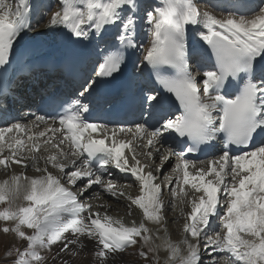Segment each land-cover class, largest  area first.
I'll return each instance as SVG.
<instances>
[{
  "label": "snow or ice",
  "instance_id": "1",
  "mask_svg": "<svg viewBox=\"0 0 264 264\" xmlns=\"http://www.w3.org/2000/svg\"><path fill=\"white\" fill-rule=\"evenodd\" d=\"M58 5L46 26L66 29L77 40L92 33L102 36L113 27L120 45L143 47L138 67H152L156 83L175 98L179 110L155 124L127 127L86 119L89 106L81 98L92 92L97 78L122 69L124 57L117 47L105 50L92 78L83 81L79 95L48 127L34 131L40 123L48 124L44 115L31 124L0 127V167L19 165L41 173L14 174L0 182V203L8 204L0 209L5 222L0 231L13 233L24 245L8 247L5 256L12 264H71L88 240L97 264H109L136 246L145 264H158L161 249L167 253L165 264H264V0L243 9L233 6L222 15L214 11L220 5L201 8L197 0H159L143 15L137 0H58ZM31 9L30 0H0V68L10 63L14 44L32 28ZM139 21L151 36L146 46L135 41ZM190 27L196 42L210 50L211 64L190 49ZM140 103L151 109L161 103V95L148 89ZM220 135L219 155L200 165L187 158ZM177 138L181 151L164 148ZM173 157L171 175L157 182ZM110 169L133 177L138 194L119 188ZM93 186L112 198L126 197L128 214L135 206L143 219L125 223L107 212H93L79 198ZM165 189L173 200L179 198L182 212L185 204L190 209L184 212V235L175 242L159 236L161 229L167 233ZM145 221L159 228L153 232Z\"/></svg>",
  "mask_w": 264,
  "mask_h": 264
},
{
  "label": "rangeland",
  "instance_id": "2",
  "mask_svg": "<svg viewBox=\"0 0 264 264\" xmlns=\"http://www.w3.org/2000/svg\"><path fill=\"white\" fill-rule=\"evenodd\" d=\"M201 3L202 4H200V5L202 6V8L208 6L206 2H201ZM42 20H43V18H42ZM141 51H142V48H141ZM27 119L28 120H26L25 122L31 121L29 116L27 117ZM11 124H13V123H11ZM138 149H142V148L136 149L137 152H141ZM25 155H28V154L25 153ZM142 158H146V157H142ZM156 159L157 160L155 161V164H159L160 163L159 157H157ZM146 163H151V162L147 160ZM201 163H195V164L200 165ZM173 165H174V161L173 162L171 161L170 163L167 164L166 168L164 169V174H162V178H161L162 181H164L165 178L168 175H170V172H171ZM49 168H51V167H49ZM18 169H20V168H18V165H12L11 171L7 170V172L2 171L4 169L0 168V170H1L0 171V182H3L6 179H10L11 176L13 175V173L16 172ZM152 170L154 171V168ZM24 174L29 176V177L36 176L35 175L36 171L34 170V168L29 167V169H27L26 173H24ZM127 181H128L129 189L132 191V194H134V196L136 194H138V190H139L138 184L136 186L135 180L134 179H128ZM63 182H65V181H63ZM116 183H119V182H116ZM118 185L124 187L121 184H118ZM73 188H75V187H73ZM78 189H79V187H78ZM163 194L168 195L167 199L169 200V207H168V209L165 210V213H164L166 221H167V223H166L167 233H165V231L163 229H161L159 236L161 235L160 237L163 238V237H165V235H168V236H170L172 241H174V242L179 241L182 239V237L184 235L182 232V225L184 222V212H187L188 207L185 204L186 207L184 206L183 212H182L181 211V205L179 203V198H177L176 200H173V198L171 199V194L167 191V189H165ZM119 198H121V197H117V198L111 197L110 198L109 202L114 203L115 205H114V209H112L108 212L110 214L116 213L117 215L120 214V215H124L127 217H131L137 223H139L143 219V215L140 214V209L135 207V206H132L131 215H129L128 214L129 210L127 212L125 209L123 210L122 207H124V206L116 201ZM125 202L128 205L129 201L125 200ZM16 203L17 204H23L24 201L18 200V201H16ZM87 203L89 204V202H87ZM7 206H8L7 203L1 204L0 209L7 207ZM7 223L9 224V226H11V222H7ZM145 223L147 226L149 224H151L149 229H151V230H153V232H155L156 229L153 228L154 227L153 225H155V224H153L151 222H146V221H145ZM4 224H5V222L0 221V228H2L4 226ZM160 242H162L161 239H155V244L159 245V244H161ZM23 246H24L23 242L20 241L18 238H16L13 233L9 232V233L5 234L2 231H0V264H12L11 258H8L5 256V252H6V249L8 247H23ZM138 247L139 246L130 247L125 252L120 253L117 257V261L114 262V264H145V261L142 258H140L137 254ZM55 250L56 249L54 248L53 252ZM14 255H15V253L13 252V256ZM45 255L51 256V253H45ZM150 255H152V254H150ZM158 255H159L158 264H165V259H166V255H167L166 251L164 249H161L160 252L158 253ZM93 260H95V259L92 256V252L87 251L86 249H83L82 251L79 252V255L77 257L71 258V264H94ZM95 264H97V263H95ZM220 264H222V262H220Z\"/></svg>",
  "mask_w": 264,
  "mask_h": 264
},
{
  "label": "bare ground",
  "instance_id": "3",
  "mask_svg": "<svg viewBox=\"0 0 264 264\" xmlns=\"http://www.w3.org/2000/svg\"><path fill=\"white\" fill-rule=\"evenodd\" d=\"M22 45V42H16L15 44H14V46L15 47H20ZM140 49H141V47H140ZM194 64H195V61L193 62ZM130 114V117H133V114L132 113H129ZM135 115V114H134ZM29 115L28 114H25L23 117H21L20 119H16V120H14V121H12V123H16L17 121H20V122H22V123H24V124H26V120H28L27 119V117H28ZM11 120H13V119H11ZM28 124H31V121L30 122H28ZM46 127H48V125L47 124H45V123H40L39 125H38V127H36L35 129H34V131H41V130H43L44 128H46ZM221 137H223V136H221ZM217 139H218V137H217ZM216 139V140H217ZM221 149H222V147H221ZM66 151H67V148L65 149ZM214 153H216V152H214ZM214 156H216V155H212V156H209L210 158L211 157H214ZM158 157V156H157ZM174 158V157H173ZM173 158H172V160H173ZM210 158H207V159H205L204 161H207L208 159H210ZM176 163V162H175ZM174 163V164H175ZM197 163H200V162H197ZM44 165L41 163V167H43ZM166 166H167V164L164 166V168H166ZM0 168H2V167H0ZM18 168H20V169H18L16 172H14L13 173V175L14 174H20V173H26V170L27 169H29V167L28 168H22L21 166L20 167H18ZM163 168V169H164ZM163 169H162V171H163ZM112 172H113V178H114V183H116V182H119V183H116L117 184V186L119 187V188H122L123 189V191L127 194V195H131V196H134V194H132V191L129 189V185H128V179H134L133 177H131L129 174H125V173H120V172H118L117 170H115V169H110ZM1 171V170H0ZM2 171H4V170H2ZM49 171H53V172H55L54 170H52L51 168H49ZM162 173V172H161ZM41 173H38V172H36V176L37 175H40ZM170 175H171V172H170ZM105 179H107V177H105ZM132 182V181H131ZM127 183V184H126ZM118 184H121V185H123L124 187H122V186H120V185H118ZM79 191V190H78ZM97 192H99V197L97 198L96 196H95V194L97 193ZM137 195V194H136ZM164 196V195H163ZM80 198V200L81 201H83L84 199H88L87 201L89 202V204H91L92 205V211L93 212H95V211H99V212H101V213H103L104 211L105 212H108V211H110V210H112V209H114V203H110L109 202V200H110V198H111V196H109L108 194H106V193H104L103 191H101L100 189H99V187L98 186H93V188L89 191V192H87V193H85L83 196H81V197H79ZM164 199H165V201L166 202H168L167 201V199H166V196H164ZM171 199H172V197H171ZM125 200L127 201V199H126V197H121V198H119V199H117L116 201L118 202V203H120V204H122L124 207H122L123 208V210L125 209L126 210V212L128 211V207H127V204H126V202H125ZM114 201V200H113ZM128 204H129V202H128ZM102 205V206H101ZM168 207H169V202L167 203V208L166 209H168ZM186 207V206H185ZM131 211H132V209H131ZM112 212V211H111ZM88 213H87V211H85V213H84V215H87ZM108 215H110V213H108ZM147 222V221H146ZM150 226H151V224H149L147 227H149L150 228ZM154 227V229H158L159 228V225H153ZM159 234H160V231H159ZM161 236V235H160ZM84 245H85V247H84V249H86L87 251H90V252H93V249H94V244H93V242H91V241H88V240H85L84 242ZM161 243V242H160ZM94 261V264L95 263H97V261L96 260H93ZM117 261V258L115 257V259L114 260H109V263L110 264H114V262H116Z\"/></svg>",
  "mask_w": 264,
  "mask_h": 264
}]
</instances>
